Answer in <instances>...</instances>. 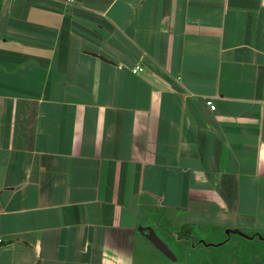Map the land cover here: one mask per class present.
I'll return each mask as SVG.
<instances>
[{
    "label": "crops",
    "instance_id": "1",
    "mask_svg": "<svg viewBox=\"0 0 264 264\" xmlns=\"http://www.w3.org/2000/svg\"><path fill=\"white\" fill-rule=\"evenodd\" d=\"M205 228L264 242V0H0V264Z\"/></svg>",
    "mask_w": 264,
    "mask_h": 264
},
{
    "label": "rangeland",
    "instance_id": "2",
    "mask_svg": "<svg viewBox=\"0 0 264 264\" xmlns=\"http://www.w3.org/2000/svg\"><path fill=\"white\" fill-rule=\"evenodd\" d=\"M154 230H157L159 238L165 242L176 260L166 258L153 246L147 264H264V242H249L243 239L242 234L229 235L228 230L213 234V229L205 228L201 229L202 239H189L166 229ZM197 230L200 231V228Z\"/></svg>",
    "mask_w": 264,
    "mask_h": 264
},
{
    "label": "water",
    "instance_id": "3",
    "mask_svg": "<svg viewBox=\"0 0 264 264\" xmlns=\"http://www.w3.org/2000/svg\"><path fill=\"white\" fill-rule=\"evenodd\" d=\"M242 234L240 231L230 230L228 233ZM145 236L154 244V246L159 249L164 255L172 260H176L175 255L171 252L168 246L156 235L152 229H146L144 232Z\"/></svg>",
    "mask_w": 264,
    "mask_h": 264
},
{
    "label": "built area",
    "instance_id": "4",
    "mask_svg": "<svg viewBox=\"0 0 264 264\" xmlns=\"http://www.w3.org/2000/svg\"><path fill=\"white\" fill-rule=\"evenodd\" d=\"M134 73H137V74H140V73H143L145 72V69L141 66H136L133 70H132ZM206 104L208 105V107L215 111L216 110V105L214 103V101L212 99H207L206 100ZM0 243H1V240H0Z\"/></svg>",
    "mask_w": 264,
    "mask_h": 264
}]
</instances>
